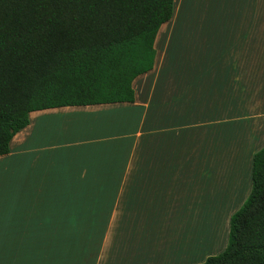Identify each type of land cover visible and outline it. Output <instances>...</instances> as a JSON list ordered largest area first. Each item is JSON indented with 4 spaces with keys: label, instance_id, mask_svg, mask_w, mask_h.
Here are the masks:
<instances>
[{
    "label": "crops",
    "instance_id": "obj_1",
    "mask_svg": "<svg viewBox=\"0 0 264 264\" xmlns=\"http://www.w3.org/2000/svg\"><path fill=\"white\" fill-rule=\"evenodd\" d=\"M154 50L132 104L29 114L0 157V264H205L226 249L233 211L205 207L240 206L264 147V0H174Z\"/></svg>",
    "mask_w": 264,
    "mask_h": 264
},
{
    "label": "trees",
    "instance_id": "obj_2",
    "mask_svg": "<svg viewBox=\"0 0 264 264\" xmlns=\"http://www.w3.org/2000/svg\"><path fill=\"white\" fill-rule=\"evenodd\" d=\"M174 0H0V157L39 111L134 102ZM205 264H264V147L232 215L226 249Z\"/></svg>",
    "mask_w": 264,
    "mask_h": 264
},
{
    "label": "rangeland",
    "instance_id": "obj_3",
    "mask_svg": "<svg viewBox=\"0 0 264 264\" xmlns=\"http://www.w3.org/2000/svg\"><path fill=\"white\" fill-rule=\"evenodd\" d=\"M243 186H246L243 185ZM214 191V190H213ZM215 193H217L216 191H214ZM250 194V189H249V193L248 195H246V197L241 201L242 203L240 204V206L235 210L234 205H236V199L233 200V207L231 208H225V203L222 204V202L220 201L219 198H213L210 202V206H208L207 208L205 207V214L208 213L211 217H215V219L220 218L222 221L223 216L227 213H230L233 211L232 215L235 214L237 211H239L242 206L244 205V203L247 201L248 197ZM222 195V193L220 194ZM242 195V192L239 193V199Z\"/></svg>",
    "mask_w": 264,
    "mask_h": 264
},
{
    "label": "bare ground",
    "instance_id": "obj_4",
    "mask_svg": "<svg viewBox=\"0 0 264 264\" xmlns=\"http://www.w3.org/2000/svg\"><path fill=\"white\" fill-rule=\"evenodd\" d=\"M166 235V234H165ZM171 239V238H170ZM170 244V243H169ZM172 244H173V241H172Z\"/></svg>",
    "mask_w": 264,
    "mask_h": 264
}]
</instances>
